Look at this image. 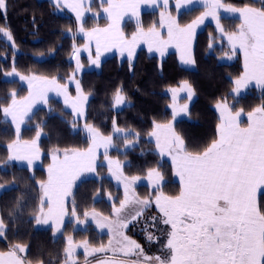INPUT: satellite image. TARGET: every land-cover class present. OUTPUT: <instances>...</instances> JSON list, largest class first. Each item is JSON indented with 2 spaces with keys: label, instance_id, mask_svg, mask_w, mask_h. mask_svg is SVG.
Here are the masks:
<instances>
[{
  "label": "trees",
  "instance_id": "16d2710c",
  "mask_svg": "<svg viewBox=\"0 0 264 264\" xmlns=\"http://www.w3.org/2000/svg\"><path fill=\"white\" fill-rule=\"evenodd\" d=\"M221 3L234 7L261 6L259 0H221ZM90 9V12L98 13L99 2L94 0ZM200 10L202 9L195 8L185 13L196 15ZM157 12L146 13L148 18L143 14L139 25L149 27L157 19ZM222 21L228 26L240 24L238 20L226 17H222ZM105 23L102 17L95 18L89 13L81 26L90 29ZM133 23H125L124 33L127 26L131 27L135 24ZM0 28H6L11 33L13 46L17 49L14 51L10 44H5L0 38V185L3 186L0 187V216L6 226V236L8 234L9 237L6 241L10 245H25V253L20 254L31 264H60L62 259L56 250H60L63 245V235L70 231L73 208L80 218H84L85 213L95 208L103 214L111 215L109 208L112 205L105 201V196L107 193L118 192V198L121 199V187L106 176L107 167L102 163L98 166L96 178L81 181L75 186L68 203L69 220L60 234L36 225L35 216L41 207L40 184L47 178L44 165L52 152L87 148L90 138L85 130L86 124L92 125L105 137H112L115 147L110 154L125 161L123 183L131 181L132 177L140 179L155 169L164 179L158 189L167 196H175L180 191L179 184L170 164L156 151L155 142L150 135L155 130V125L171 124L175 133L183 138L189 151H202L217 138L219 121L215 103L227 102L233 113L241 109L248 113L264 105V88H250L240 96L233 94L235 81L244 72L241 58L232 63L218 62L216 55L220 52L216 48L213 52L210 50V44L215 40L211 39L215 35L214 27L208 25L195 37V69L180 65L175 52L158 58L139 49L132 62L118 55L106 57L98 70H83L80 73L78 82L83 94L87 96L81 118H74L60 102L51 99L19 128L17 136L16 127L5 118L2 111L12 101V93L16 94V98L27 93L28 87L20 85L17 77L35 73L40 77L56 78L77 97L76 86H67V75L74 68L69 59L74 50L73 45L80 43L81 39L76 35L78 26L74 17L64 11L59 13L58 7L48 0H6V11L0 10ZM38 56L43 59L39 60L36 58ZM13 67L19 75L13 74L12 79L6 78ZM184 81L191 86L195 96L189 106L188 117L176 120L168 106L172 101L168 90L181 86ZM118 88L128 102L121 109L113 107L112 101ZM113 121L120 132L114 130ZM38 130L41 133L39 137L36 135ZM17 139L38 142L43 153L41 166L28 168L9 160L8 145ZM23 184L32 187L35 204L29 214H26V207H21L25 209L22 212L24 215L17 212L15 219L9 214V203L15 194L18 195L19 192L16 191H22ZM133 189L142 198L145 197L144 192L146 197H153L155 193L147 185L138 182ZM116 201L114 199L115 203ZM258 204L264 206V196L260 195ZM25 220L26 228L18 225ZM87 226V233L94 235L90 238V245L95 247L107 241L106 234L99 235L90 224ZM125 232L133 237L132 227L126 228ZM70 233L81 236L83 231ZM6 244L0 241V250L7 249ZM50 253L51 256L46 257ZM53 254L57 258L55 261ZM96 260L98 258L91 261ZM85 261L81 255L78 263Z\"/></svg>",
  "mask_w": 264,
  "mask_h": 264
},
{
  "label": "snow or ice",
  "instance_id": "6c2138e0",
  "mask_svg": "<svg viewBox=\"0 0 264 264\" xmlns=\"http://www.w3.org/2000/svg\"><path fill=\"white\" fill-rule=\"evenodd\" d=\"M101 5L111 21L107 28H94L86 33L88 39L95 40L97 53L93 64L99 66L100 49L118 47L123 53L128 51L131 62L135 46L143 41L148 45V51L153 49L161 55L164 49L172 43L178 48H183L181 60L184 63H194L191 58H185L188 53L189 44L195 34L198 25L204 22V18L211 16L216 20L217 28L221 33L224 29L220 26L218 9L223 8L226 12L239 13L240 24L235 32L228 34L227 39L232 47L233 54L239 48L244 55V73L235 81L234 92L239 93L242 86L250 81H255L258 86H264V0H259L260 7L245 5L233 7L221 3V0H203L206 11L197 19L186 26H181L170 13H160L159 26L167 28L168 39L164 40L161 33L153 25L147 31L139 26L130 39L125 38L119 29V21L126 12L131 11L138 16L139 5L142 3L157 5L158 0H100ZM59 4V0H56ZM193 0H176V8L192 4ZM76 12L77 21L83 18V0H76L68 4ZM169 0H162V7L167 10ZM0 10L6 11V0H0ZM91 11V9H87ZM83 26L80 32H84ZM8 41H12V35L6 28H0ZM211 47V45H210ZM79 69V61H77ZM19 75L13 67L7 75ZM75 78V74L71 79ZM27 79L29 84V95L22 100L16 99L12 93V102L8 107L2 109L4 116L12 117V123L16 125V133L19 135V125L31 112L35 103L47 102L46 93L50 89H56L65 95V102L71 103L74 112L80 114L82 105L87 100L83 94L80 84L76 82L77 97L72 99L67 94V88L59 85L56 78L39 76L20 77ZM187 89L189 99L192 96L191 86L187 81L183 82L181 90ZM173 99L177 89H172ZM125 100L121 89L115 93V103L121 104ZM220 111V123L217 125V138L203 148L202 151H189L182 137L175 133L172 125H155V130L150 134L156 137V146L161 154L165 152L171 156L175 175L180 180V191L178 195L167 196L159 192L155 196V206L159 211L158 216L150 217L152 226L162 224L167 226L163 229L165 242L161 245V255L148 256L141 245L130 240L124 235L122 229L128 224L138 221L144 213L152 206L150 198L136 199V210L127 219L121 218L128 201V184L134 183L137 177L125 182V200L120 202L119 208H114L117 216L115 221L105 219L104 223H98L99 228L107 227L112 238L108 245H100L89 251L88 242H83L85 256L95 253L112 252V257L99 258L97 264H264V206L257 202V192L261 191L264 196V105L254 108L247 113L248 123L246 127L240 124L242 109L233 113L229 105L218 103ZM187 111V105L181 109ZM176 111H173L175 119ZM114 130L120 132L119 128ZM89 134L91 144L85 151H73L63 154V159L53 155V163L48 169L47 183H41L40 188L41 207L35 216L37 224H47L49 219L54 221V228L59 231V225L63 223L65 215L64 198L71 194L72 184L78 175L84 171H94L96 149L105 148L107 159V148L112 143V137L102 136L92 125H85ZM38 130L36 135L40 136ZM163 136V140L161 137ZM9 151L13 152L9 160H26L29 167L35 158H38L39 149L36 142H25L23 145L19 140L15 144L8 145ZM118 163V162H117ZM155 175L157 181L162 180V175L155 169L148 173L151 179ZM119 178V177H118ZM157 188L159 184L157 183ZM0 187H3L0 185ZM47 204V212L44 205ZM72 215L76 216L75 208ZM88 214L85 213V216ZM77 221L79 218L77 217ZM159 230V229H158ZM6 226L0 219V237L5 235ZM147 232V227L145 228ZM146 239L149 243L159 241L160 237L153 236L148 232ZM26 251L25 245H11L7 251H0V264H26V258L20 253ZM64 264H76L72 260L74 248L71 237L69 246L65 250ZM122 254L125 258L135 256V260L118 258ZM31 264V262H28ZM42 264V262H40ZM85 264L89 262L85 261Z\"/></svg>",
  "mask_w": 264,
  "mask_h": 264
},
{
  "label": "rangeland",
  "instance_id": "374dc122",
  "mask_svg": "<svg viewBox=\"0 0 264 264\" xmlns=\"http://www.w3.org/2000/svg\"><path fill=\"white\" fill-rule=\"evenodd\" d=\"M98 2L100 4V10L98 11V13L97 12H94V13L90 12V14L94 15L95 18H100L101 15L104 13L103 8L107 7V4H103V6H102L100 0H98ZM157 11H158L157 12V19L152 24H150L149 27L144 28V30L147 31V29H149L153 25H156L157 30L161 33L162 39L167 40L168 39L167 28L166 27L161 28L159 26L160 13L161 12H165L166 15L168 13H170L173 17H175V19L183 27V26H186V25L190 24L193 20L197 19L198 17H200L206 10L202 9L196 15H189V14H186L185 12H189L191 10H189V11L188 10H177L174 1H170L167 10H165L162 6H159ZM58 12L59 13L63 12L60 7H58ZM146 13L148 14V13H151V12L147 11V12L142 13L140 15V20H141V17L143 16V14H145V16H144L145 18H148V15ZM126 15L127 14L125 13L124 16H126ZM218 15L220 17V26L224 29V32L221 33L220 30L217 28V23H216L215 19H213L211 16L205 17L204 18V22L202 24L198 25L196 27V29H195V34H194V36L192 37V39L190 41L189 50H188V53L185 54V58L186 59L187 58H191L192 60H194V58H195V56H194V54H195L194 53L195 37L198 35V33L200 31L205 29L208 25H212L214 27V31H215V35L214 36L215 37L213 35L212 36L210 35V36H211V39L214 38L215 40L210 44L211 45L210 50H212V52H213L214 49L216 48L217 49L216 51L220 52L219 54L216 55L217 61L221 62V63H232L237 58H241V62H242L243 67H244V55H243V52L239 48H236V50H235V52L233 54L232 47L229 44V41L227 39L228 34H230L232 32H235L238 29L239 25H231V26L225 25L223 23V21H222V17L223 16L220 15V14H218ZM140 20H139V22H140ZM75 22H76L77 26H80L83 21L80 23V22H78L75 19ZM130 22H133V21H130ZM134 23H133L134 25H132L131 27L127 26V28L125 29V35H127L126 37L128 39H130L132 34L137 31V28H138V25H136L137 22H134ZM96 27H100V26H95V27H92L90 29H93V28H96ZM140 27H142V26H140ZM78 31H79V28H77V33H76V35L79 37ZM0 38L3 39L2 41H4L5 44H7V45L10 44L12 46V48H14V51H17V49H15V47L13 46V41H8L7 38L3 36V34H0ZM81 45H82V42H80L78 44L74 43V45H73V49L74 50L72 51L73 53H71L70 57H69L70 61L73 63L74 68L67 75L68 76V85H67L68 87L71 86V85L74 86V87L76 86V82L79 81L80 73L83 70H85V71L98 70L99 67L101 66V63L105 59V57L100 56L99 57V66H97L96 64H93L92 60L96 59V53L97 52L95 51V55L93 56V58L92 57L88 58V56L86 54H84V52L83 53L79 52L80 51L79 47ZM139 49H144L149 55H154V56H157L158 58H163L165 55H167V54H169L171 52H175V53H177L178 61H179L180 65H182L184 67H187V68H191V69L195 68V60H194V63H184L181 60V56H182V54H184L183 53V48L182 47L178 48L175 43L169 44L164 49L163 55H161V53L159 51H156L155 49H153L152 52H149L148 51V45L146 43H144L143 41H141L134 48L131 62L136 59V54H137V51ZM119 57L123 58V59L125 58L124 60L129 61L128 52L126 54H124V55L119 56ZM36 58H38L39 60L43 59L42 56H38ZM77 61H79V69H77ZM88 62H89V65H88ZM73 74H75V78L71 79ZM34 75L38 76L35 73L25 74V75H22V76L30 78L31 76H34ZM20 77L21 76L17 77L18 81H19V84L20 85H25V86L28 87V85H29L28 84V80L27 79L21 80ZM3 78H4V76H3ZM6 78H11L12 79V75H6ZM235 88H236V84H235ZM250 88L263 89L264 86H258L255 81H250L246 86H242L240 88L239 93L233 91V94L236 95V96H240V95L244 94V92H246ZM177 96L179 98L180 95H177ZM114 98H115V95L113 96L112 101H114ZM177 100L172 101L168 105L172 109V112L174 111V109H175V111H176V109H177V111L181 110L180 109L181 106L184 105V104H181L182 103L181 100H178V102H177ZM191 102L192 101H190V103H189V101H187V105L189 106L191 104ZM124 103H128V102L126 100H124ZM222 103H225V102H222ZM217 104L218 103L214 104V108L217 111V118H218V121H219L218 124H219L220 123V111L217 108ZM118 105L119 104H116L117 107H118ZM120 105H122V103ZM182 117H184L183 114L180 113V111H178V113L175 116V119L178 120V119H180ZM243 118H244V114L241 113V116H240L239 120H241ZM216 137H217V135H216ZM107 157L108 158L106 159L105 156H104L103 164L105 166H108L106 164V162L111 160V163L115 164V166H113V167L115 169H117V170L122 172V168H123V166L125 164V161L124 160L120 161L118 159L119 157H116V158L113 157L112 158L109 155H107ZM52 162H53V159H49L48 161H46V163L44 165V168H45V170L47 172V179L46 180H48V169H49V166L52 164ZM108 169L110 170L109 167H108ZM107 175H108L109 178L113 179V181H114L116 186L121 187V189H122V192H120L122 194L121 199L118 198V192H115L113 194L107 193V195L105 196V201L112 205V207L109 208L110 212L112 213L111 215L103 214L101 211H99V209L95 208V209H92V210L88 211L87 212L88 215L84 216V218L78 217L77 213H76V216H73V215L70 216V220L72 221L71 226H70V231L67 234L63 235V238H62L63 245L60 248V250L59 249L56 250V252L58 251V254L60 253V256H61V259H62L60 264H64L65 255H66L64 250L66 248H68V246H69V237H71L72 246L74 248V252H73V255H72V260H74L76 262V264H79L78 263L79 262V257L81 255H82V257L84 259H87L88 262L90 261L89 264H97V260L96 261H91V260H93L95 258L99 259V258H105V257H112V255H113L112 252L95 253L94 255H89V256L86 257L85 256V248L82 246L83 242L87 241L88 242L89 251L92 248H94L93 245H90V242L92 241L90 238H92V236H94V235L87 233V228H89L87 226V224H90L96 230L97 234H99V235L100 234H106V236H107L106 237L107 241L105 243L101 242V243L98 244V246H95V247H99L100 245L107 246L109 239L112 238V234L109 233V230H108L107 227L99 228L97 226V224L98 223H104L105 219L110 220V221H115L117 219V216H116V214L114 212V208H119L120 207V202L125 200V182L126 181H124V183H122V182L119 183L117 175L116 176H114V174L110 175V172ZM135 181L138 182V183H143V184L149 186L150 189L154 190L155 193H153V195H152L153 197H146V194L144 192L145 197H143V198L142 197H138L136 194H134L133 186L131 185V183H129L128 184V193H127L129 203H128L127 207L124 210H122V212L120 214L121 218L127 219L131 214H133L135 212L136 207H137L135 205V200L137 199L136 197H138L140 199L150 198L153 203H152V206L144 213L143 217L138 218V221H133L132 223L128 224L127 228L128 227H132V229H133V237H130V236H128L126 234V232H125L126 228L122 229V231H123L124 235H126L130 240H134V241H136V243L141 245V247L143 248L145 254H147L148 256L161 255L162 254L161 251H160L161 245L165 242V239H166L165 233L163 231H161V230L166 229L167 226H164V225L160 224L158 226V228L157 227H153L152 223H151V220L149 218L159 215V211H158V209L155 206V196L157 194H159V192H162V191L159 190L156 185L158 183L159 186H160L163 183L164 179L157 181L155 175L151 179L149 178L148 175H145V176L141 177L140 179H136ZM16 192H19L18 195L15 194V196L12 197V200L9 203V207H10V213L9 214L12 217H14L15 219H17V217H15V216H17V212L20 213V214H23L22 212L25 209H21V207H24V208L26 207V209H27L26 210L27 211L26 214H29L32 211V208H33V206L35 204L34 203L35 202L34 191H33L32 187H28L26 184H23L22 191H16ZM114 199L117 200L116 203L114 202ZM11 216H10V218H11ZM25 216H27V215H25ZM77 217L79 218V221H81L82 223L77 221ZM0 219H1V216H0ZM26 221L27 220H25L24 222H20L18 225H21V227L23 228V226H25V224H26ZM146 227H147V232L145 231ZM25 228H26V226H25ZM76 230H82L83 231L81 236H79L78 234L70 233V232L76 231ZM148 232L152 233L153 236L160 237L159 241H155V242L149 243L148 240L146 239V236H147ZM59 234H60V232H59ZM0 238H2V237H0ZM8 238H9L8 234L6 236V231H5L4 238H3V240H0V241L3 242L4 244L7 243L9 246L7 244H6V246H8L10 248L11 245L6 241ZM43 247L45 248L46 246H43ZM53 255L55 256V254H53ZM49 256H51V253L49 255H47L46 257H49ZM118 258L131 259V260H135L136 259L135 256H132L130 258H125V257H123L122 254H118ZM26 260H27L26 262L28 264L29 261H28L27 258H26ZM53 260L54 261L57 260L56 256L54 257ZM47 261H49V260H47ZM81 264H85V262L81 263Z\"/></svg>",
  "mask_w": 264,
  "mask_h": 264
},
{
  "label": "crops",
  "instance_id": "0c3cea01",
  "mask_svg": "<svg viewBox=\"0 0 264 264\" xmlns=\"http://www.w3.org/2000/svg\"><path fill=\"white\" fill-rule=\"evenodd\" d=\"M48 1H50L51 3H53V4H55L56 6H58V7H60L61 8V10L62 11H64V12H67V13H69V14H71V15H73L74 16V18L77 20V18H76V12L75 11H73L70 7H68L67 5L68 4H72V3H75L76 2V0H59V4H57L56 3V0H48ZM94 0H83V6H82V11H83V18H82V20L81 21H78V22H82V21H84L85 20V18L89 15V13H90V11H88L87 9H89L90 8V6H91V4H92V2H93ZM98 1V0H97ZM170 1H174V3H175V6H176V0H169V2ZM106 4V3H105ZM159 6H162V0H158V2H157V5H150V4H146V3H142V4H140L139 5V14H138V16H135V15H133L132 14V12L131 11H128V12H126V16H124L120 21H119V29L123 32V34H124V36H125V38H127L126 37V35H125V33H124V25H125V23L128 21V22H130V21H133V22H137V20H140V15L142 14V13H144V12H154V11H157L158 10V8H159ZM234 7V6H233ZM195 8H201V9H203V10H206V8L204 7V5H203V0H193V3L192 4H187V5H184V6H182L179 10H192V9H195ZM218 14H220V15H222L223 17H226V18H230V19H235V20H238L239 21V23H240V19H239V13H230V12H226L223 8H220V9H218ZM101 17L105 20V24L104 25H102V26H100V27H96V28H107L108 27V25H109V23H111V21H109L108 19H107V14L106 13H103L102 15H101ZM81 26V25H80ZM80 26H78V28H79V31H78V35H79V37H80V39H81V42H82V45L79 47L80 48V53L82 52H84V54H86L87 56H88V58L89 57H92L93 58V56L95 55V51L97 52V48H96V43H95V40H89L88 39V37H87V35H86V33L88 32V31H91L92 29H84L85 31L84 32H80ZM94 29V28H93ZM128 39V38H127ZM128 51L127 50H125L123 53L121 52V50H120V48H118V47H109V48H107V49H105L104 47H101V49H100V56H103V57H110V56H112V55H119V56H121V55H124V54H126ZM88 65H89V62H88ZM195 68H196V64H195ZM194 68V69H195ZM57 81V80H56ZM57 83L59 84V85H62L60 82H58L57 81ZM183 85V84H182ZM182 85L181 86H178V87H175V88H172V89H177V92L175 93V100H181V104H184V105H187V101H189V103H190V101H192L193 99H194V93L192 92V96H191V98L189 99V93H188V90L186 89H184V90H181V88H182ZM62 86H64V85H62ZM65 87V86H64ZM172 89H170V90H168V93L170 94V96H171V100L172 101H174V99H173V91H172ZM67 94H68V96L70 97V98H72V99H75L76 97L75 96H73L68 90H67ZM29 95V85H28V90H27V93L24 95V96H22V97H19V98H16L17 100H22L24 97H27ZM177 95H180L179 96V98H178V96ZM46 96H47V102L49 101V100H51V99H53V100H57L58 102H60L61 103V105L66 109V110H68L70 113H71V115L74 117V118H81L82 116H83V114H84V106H85V102L83 103V105H82V112L80 113V114H77L76 112H74V110H73V107H72V104L71 103H66L65 102V95L62 93V92H60V91H58V90H56V89H50V90H48L47 91V93H46ZM177 96V97H176ZM193 98V99H192ZM178 100H177V102H178ZM171 101V102H172ZM12 102V101H11ZM11 102L6 106V107H8V106H10L11 105ZM46 102V103H47ZM45 102H43V101H37L36 103H35V105L33 106V108H32V110H31V112H29V114H28V116H26L25 118H24V120H23V122L22 123H20V125H19V128H21L22 126H24V124L26 123V121L34 114V112L36 111V110H38L40 107H42V106H44L45 104H46ZM115 103V98H114V101H113V107H115V108H119V109H121L122 107H124L125 105H127V103H122V105H118V107L116 106V103ZM183 105V106H184ZM183 106H181V108L180 109H182L183 108ZM190 106V105H189ZM189 106L187 105V111H181V110H178V111H180V113H182L183 114V116L184 117H182V118H186V117H188V113H189ZM178 111H177V109H176V113H178ZM243 114H244V118L243 119H241L240 120V124H241V126L242 127H246L247 126V123H248V119H247V113H244V112H242ZM6 119H8L9 121H11V123H12V117L11 116H8V117H5ZM243 121H245L244 123H241V122H243ZM15 127H16V125L14 124V123H12ZM100 133V132H99ZM102 135V134H101ZM102 136H104V135H102ZM105 137V136H104ZM151 138L154 140V142H155V148H156V151L158 152V154L160 155V157L162 158V159H164L165 161H167L169 164H170V166L172 167V170H173V174H174V177H175V179H176V181L178 182V184H179V187H180V180H179V177L178 176H176L175 175V170H174V168H173V165H172V160H171V156H169L166 152L164 153V154H161V152H160V150L157 148V146H156V137H154V136H151ZM161 139L163 140V136L161 137ZM25 142H28V143H31L32 141H19V143L21 144V145H23ZM36 142V147L39 149V153H38V158H35L34 160H33V162H32V166L31 167H29V165H28V163H27V161L26 160H11L12 162H14V163H16L17 165H20V166H24V167H28V168H35V167H39V166H41V164H42V159H43V153H42V151L40 150V148H39V146H38V142L37 141H35ZM13 144H15V142L13 143ZM90 144H91V139H90V142H89V145H88V147L90 146ZM115 144H114V142H113V139H112V143H111V145H109L108 146V148H107V155H109L110 157H114V158H116V157H118V156H112L111 154H110V152L114 149V146ZM87 147V148H88ZM87 148H85V149H82V150H71V151H67L68 153H72L73 151H85V150H87ZM15 151V149L13 150V152ZM13 152H10V155H12L13 154ZM66 152V151H65ZM65 152H52V153H50V155H49V159H52L53 158V155H58L59 156V158L60 159H63V154L65 153ZM104 156H105V148L103 147V146H101V147H98L97 149H96V156H95V161H94V171H84V172H81L79 175H78V178L77 179H75V181L73 182V184H72V188H71V194L70 195H68V196H66L65 198H64V209H65V215L63 216V223L62 224H60L59 225V231H56L55 230V228H54V221L52 220V219H49L48 220V223L47 224H37L40 228H44V229H50V230H52L54 233H59V232H61L63 229H64V227H65V225H66V223H67V221L69 220L68 218V203H69V201H70V199H71V197H72V195H73V191H74V188H75V186L79 183V182H81V181H84V180H88V179H92V178H96L97 176H98V166L100 165V164H102L103 163V159H104ZM120 161H122L123 159H120V158H118ZM106 162V161H105ZM53 163V162H52ZM106 164L108 165V166H106L107 168H106V176H108L107 174H109V172H110V175H112V174H114V176H116L117 175V177H119L118 178V181H119V183L120 182H122L123 183V181H122V174H123V168H122V172L121 171H119V170H117V169H115L113 166H115V164L114 163H111V160H109V161H107L106 162ZM108 167L110 168V170L108 169ZM115 169V170H114ZM111 177V176H110ZM47 179V178H46ZM44 183H47V180L44 182ZM136 184V181L134 182V185ZM132 185V184H131ZM134 185H132V186H134ZM40 195H39V203H40V200H41V196L43 195V193H42V190H41V188H40V193H39ZM134 194H136L135 192H134ZM179 194V193H178ZM177 194V195H178ZM260 195H261V191H259L258 190V192H257V202H259V198H260ZM139 197V196H138ZM138 197H136L137 199H140V198H138ZM44 209H45V212H47V204L45 203V205H44ZM3 238H4V236L2 237V238H0V240H3ZM9 249V247L7 246V249H5V250H0V251H7ZM22 257H24L22 254H20ZM27 261V260H26ZM26 264H27V262H26Z\"/></svg>",
  "mask_w": 264,
  "mask_h": 264
}]
</instances>
